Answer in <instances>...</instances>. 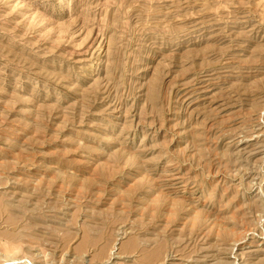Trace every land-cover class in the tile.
<instances>
[{"label":"rangeland","instance_id":"rangeland-1","mask_svg":"<svg viewBox=\"0 0 264 264\" xmlns=\"http://www.w3.org/2000/svg\"><path fill=\"white\" fill-rule=\"evenodd\" d=\"M0 264H264V0H0Z\"/></svg>","mask_w":264,"mask_h":264},{"label":"bare ground","instance_id":"bare-ground-1","mask_svg":"<svg viewBox=\"0 0 264 264\" xmlns=\"http://www.w3.org/2000/svg\"><path fill=\"white\" fill-rule=\"evenodd\" d=\"M161 249H163V248H161ZM155 251H156V250H155ZM155 251H154V252H155ZM159 251H160V250H159ZM157 252H158V251H157ZM157 252H156V253H157ZM161 252H162V250L160 251V253H161ZM156 253H155V255H156ZM160 253L158 252L157 254H160ZM152 254H153V253H152ZM160 255H161V254H160ZM160 255H157V256H160ZM152 256H154V255H152ZM152 256H151V257H152ZM155 257H156V256H155ZM156 258H157V257H156Z\"/></svg>","mask_w":264,"mask_h":264}]
</instances>
